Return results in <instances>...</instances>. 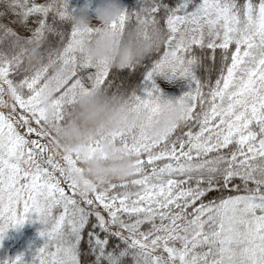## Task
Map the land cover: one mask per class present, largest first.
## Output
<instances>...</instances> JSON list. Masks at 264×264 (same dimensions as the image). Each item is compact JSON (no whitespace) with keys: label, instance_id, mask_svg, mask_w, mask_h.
Instances as JSON below:
<instances>
[{"label":"snow or ice","instance_id":"obj_1","mask_svg":"<svg viewBox=\"0 0 264 264\" xmlns=\"http://www.w3.org/2000/svg\"><path fill=\"white\" fill-rule=\"evenodd\" d=\"M92 6L0 0V241L33 220L43 238L30 261L20 252L0 264H264V0H121L113 31L163 36L122 67L84 53L74 16ZM36 48L39 65L27 62ZM50 80L51 123L40 99ZM97 88L145 118L53 148L77 94ZM171 101L184 105L181 119L149 138ZM104 139L135 170L81 188L69 176Z\"/></svg>","mask_w":264,"mask_h":264},{"label":"clouds","instance_id":"obj_2","mask_svg":"<svg viewBox=\"0 0 264 264\" xmlns=\"http://www.w3.org/2000/svg\"><path fill=\"white\" fill-rule=\"evenodd\" d=\"M122 10L121 0H94V6L84 7L74 16V23L81 30L80 40L84 53L94 61L105 62L111 67H122L139 62L158 47L163 39L156 28H149L146 35H137L135 28L126 27L122 32L113 31L111 23L118 19ZM93 31H85L88 27ZM27 62L39 65L41 52L30 49ZM57 72V69H53ZM55 82L49 81L41 95V106L46 119L54 122L55 108L51 98ZM184 105L178 101L162 104L158 118L146 129L149 138H158L177 123L183 114ZM145 118L142 109L130 110L124 95L109 93L104 89H92L78 93L75 103L66 113L63 126L54 131L53 148L70 150L95 141L107 133L130 128ZM135 157L111 141L102 140L99 150L91 155L81 153L82 171H73L69 179L81 188H87V180H119L133 174Z\"/></svg>","mask_w":264,"mask_h":264},{"label":"rangeland","instance_id":"obj_3","mask_svg":"<svg viewBox=\"0 0 264 264\" xmlns=\"http://www.w3.org/2000/svg\"><path fill=\"white\" fill-rule=\"evenodd\" d=\"M35 2H42V0H35ZM40 227L39 221L35 220L25 221L17 227H10L4 239L0 241V259L23 252L24 259L30 261L31 253L43 243V238L38 234Z\"/></svg>","mask_w":264,"mask_h":264}]
</instances>
